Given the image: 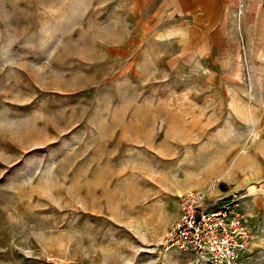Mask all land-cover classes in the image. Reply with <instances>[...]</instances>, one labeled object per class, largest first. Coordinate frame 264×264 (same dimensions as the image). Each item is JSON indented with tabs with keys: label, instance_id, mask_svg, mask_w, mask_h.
I'll list each match as a JSON object with an SVG mask.
<instances>
[{
	"label": "rangeland",
	"instance_id": "1",
	"mask_svg": "<svg viewBox=\"0 0 264 264\" xmlns=\"http://www.w3.org/2000/svg\"><path fill=\"white\" fill-rule=\"evenodd\" d=\"M150 10L0 0V264H198L164 244L192 189L264 264V5L209 41Z\"/></svg>",
	"mask_w": 264,
	"mask_h": 264
},
{
	"label": "built area",
	"instance_id": "2",
	"mask_svg": "<svg viewBox=\"0 0 264 264\" xmlns=\"http://www.w3.org/2000/svg\"><path fill=\"white\" fill-rule=\"evenodd\" d=\"M209 191L192 189L180 197L178 218L168 232L166 248L189 251L198 264H242L249 248V219L238 196L207 205Z\"/></svg>",
	"mask_w": 264,
	"mask_h": 264
},
{
	"label": "crops",
	"instance_id": "3",
	"mask_svg": "<svg viewBox=\"0 0 264 264\" xmlns=\"http://www.w3.org/2000/svg\"><path fill=\"white\" fill-rule=\"evenodd\" d=\"M130 2L136 9H151L147 22L161 25L157 31L161 38L191 41L216 39V33L224 36L233 7L237 16H242V20L257 15L254 8L257 7L261 11L264 5V0H130ZM163 25H167L166 28ZM192 46L199 47L194 42Z\"/></svg>",
	"mask_w": 264,
	"mask_h": 264
}]
</instances>
